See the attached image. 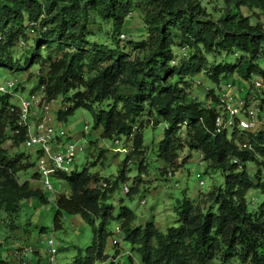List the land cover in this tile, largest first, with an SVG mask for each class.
I'll use <instances>...</instances> for the list:
<instances>
[{"label":"trees","instance_id":"16d2710c","mask_svg":"<svg viewBox=\"0 0 264 264\" xmlns=\"http://www.w3.org/2000/svg\"><path fill=\"white\" fill-rule=\"evenodd\" d=\"M221 2L224 14L215 21L194 0H0V33L8 42L24 34V22L34 31L44 29L16 72L48 64L37 89L43 88V102L60 100L64 109L56 111L59 123L77 110L92 112L93 129L101 130L102 140L126 138L131 143L124 164L142 154L146 128L161 129L164 138L157 158L166 164L164 174L183 168L195 153L205 174L219 170L224 176L223 184L197 192L192 200L177 199L174 218L162 230L155 221L133 226L131 210L122 208L113 216L108 196L122 179L104 178L103 187L88 167L77 166L68 174H54L52 178L65 181L70 191L55 197L54 230L61 229L60 220L68 215L78 216L96 233L74 264L107 260L112 222L120 223L121 237L136 247L141 264H264V130L248 134L249 148H240L226 134L212 136L218 102L214 90L208 93L212 107L188 94V81L205 71L215 86L221 80L258 79L264 84V31L241 14L243 7L264 13V0ZM135 12L142 13L148 41L124 45L120 37ZM95 21L112 26L114 49L88 42V25ZM176 51L186 52L177 60ZM214 54L231 58L210 64L206 57ZM9 100L8 94L0 96V209L7 215L21 202L38 197V191L28 190V182L21 185L17 180L35 163L22 164L21 156L11 159L3 148L9 141L21 146L27 133L18 127L20 111ZM255 156L263 162L251 176L246 166ZM251 192L259 199H250ZM0 264L12 263L0 258Z\"/></svg>","mask_w":264,"mask_h":264},{"label":"rangeland","instance_id":"374dc122","mask_svg":"<svg viewBox=\"0 0 264 264\" xmlns=\"http://www.w3.org/2000/svg\"><path fill=\"white\" fill-rule=\"evenodd\" d=\"M194 1L200 3L205 12L215 21L224 14L225 7L221 0ZM241 14L250 20L252 26L261 25L262 31H264V13L257 10L249 11L243 7ZM23 29L24 34L11 42L7 41L6 35L0 33V88H4V92L0 93V96L8 94L9 104L17 108L20 105L19 99H26L31 92L41 97L40 91L37 89L39 80L44 78L48 72L47 63H38L33 68L16 72V68L23 65L21 61L27 49L33 50L32 41L39 33L44 32L41 26L36 27L35 31L32 30L29 22H24ZM88 29L90 31L88 42L107 45L114 49L110 40L111 25L105 26L95 21L88 25ZM122 34L124 38L120 37V40L124 45L129 43L136 45L148 41V36L144 32V19L141 12L132 14ZM185 52L176 51L177 60L181 59ZM46 54L43 52V56ZM133 54L136 55L137 51H133ZM56 58L54 55L51 56L52 61ZM226 58L222 54L206 57L210 64H222ZM8 59L11 61L10 63ZM221 81L219 86H215L209 79L208 73L202 72L194 80L188 81L191 84L188 90L189 98H194V102H198L204 107L215 106L214 100L208 97V93L209 90H214L213 95L216 96L221 85L226 82L225 80ZM240 83L247 82L241 81ZM7 84H12V86L7 87ZM256 91L258 90L251 91L250 95L257 94ZM263 96L264 84L256 97L260 99ZM97 108L96 106V110ZM58 109H64L59 99L56 104L51 105V115L54 118H56ZM258 113L259 119L264 124V104L262 110L258 108ZM29 120L34 121V117L31 116ZM92 120V112L80 109L73 116L58 123L67 131L68 135L72 136V142L85 147V152L78 153L73 164H69L67 174L77 166L79 169L88 167L92 174L101 178V184L108 179L112 182L116 177L122 179V184H119L118 189L108 196L107 204L113 207L114 217L120 215L122 208L131 210L135 214L133 226L155 221V225L163 230L174 218L173 208L176 206L177 199L192 200L197 192L206 193L208 188L223 184V174L217 170L210 171L209 174L213 177L207 176L209 174H205L204 165L199 163L195 153L191 154V160L183 168L180 167V169L170 172L171 174H164L166 164L157 158V146L164 138V131L154 130L152 127L146 128L144 132L143 155H132L130 161L124 164L126 155L132 151L131 143L126 142V138L114 141L102 140L100 131L93 129ZM85 124L89 128L87 132H84ZM235 136L233 139L240 148H249L246 137L237 138L241 136V132H236ZM56 145L60 146L61 140L56 141ZM3 148L11 159L21 156L22 164L30 163V161L35 163L33 169L19 173L17 180L21 185L30 180L28 190L38 191V197L21 202L18 210L11 215L5 214L0 209V258L7 259L12 264H22V262L13 260L11 254L22 247H29L32 249V254L28 256L24 264H47V250L52 237L53 245L57 251L55 264H74L76 260L84 257L85 250L91 244L93 235L96 233L93 234L92 228L83 223L78 216L68 215H63L61 218V229L54 230L55 197L69 194L67 183L50 178L54 197L51 192L46 191L40 178L35 175L37 173V148L33 152H29L22 145L14 146L10 141L4 144ZM29 155L28 160L26 156ZM185 155L186 153L178 161L184 162L182 159ZM262 162L261 157L255 156L254 161L247 164L246 169L251 176H254L258 165ZM200 182H203L202 186L199 185ZM124 188H127L128 191L125 192ZM250 199L258 200L259 196L256 192H251ZM97 225L98 222L95 223V226ZM119 225L118 222H112L109 232L115 233L116 228H120ZM113 238L119 239L117 245H112ZM113 238L108 239L107 260L95 264H141L136 247L126 243L121 236L114 234ZM212 264H217V262Z\"/></svg>","mask_w":264,"mask_h":264},{"label":"built area","instance_id":"2783aa9c","mask_svg":"<svg viewBox=\"0 0 264 264\" xmlns=\"http://www.w3.org/2000/svg\"><path fill=\"white\" fill-rule=\"evenodd\" d=\"M121 38H124V35ZM11 86L12 84H7V87ZM261 87L262 83L258 79L243 84L235 80L226 81L221 85L216 95L218 102L211 135L226 134L228 138H234L236 132H241V136L237 137L241 138L264 130L263 121L259 119L258 113V108L260 110L263 108L264 103H261V100H264V96L260 99L256 97ZM253 90H258L257 94L250 95ZM3 92L4 88H0V93ZM42 92L43 88L40 90L41 97L30 93L26 99H19L20 120L17 125L19 128H26L27 131L26 139L22 143L23 148L29 152L38 149L36 174L46 191L51 192L55 197L50 178L52 179L56 173H67L69 164H73L78 153L85 152V147L72 142V136L68 135L51 115V105L56 104L57 100L43 102ZM31 116L34 117V121L29 120ZM88 129V125L85 124L84 132ZM17 133L18 129L15 131V134ZM60 140L61 145L57 146L56 141ZM199 185L202 186L203 182ZM124 191L127 192V188H124ZM114 234L121 236V229L116 228ZM118 241V238H113L112 245H117ZM30 254H32L31 248L22 247L13 251L11 255L13 260L24 264ZM56 254L51 237L47 250V264H55Z\"/></svg>","mask_w":264,"mask_h":264},{"label":"crops","instance_id":"0c3cea01","mask_svg":"<svg viewBox=\"0 0 264 264\" xmlns=\"http://www.w3.org/2000/svg\"><path fill=\"white\" fill-rule=\"evenodd\" d=\"M96 131H98V130H96ZM100 131V134H101V130H99ZM79 140V139H78ZM26 182H30V180H27ZM29 262H31V261H29Z\"/></svg>","mask_w":264,"mask_h":264}]
</instances>
